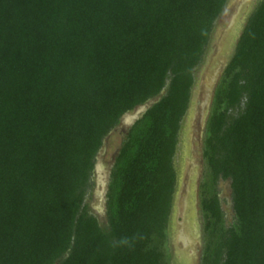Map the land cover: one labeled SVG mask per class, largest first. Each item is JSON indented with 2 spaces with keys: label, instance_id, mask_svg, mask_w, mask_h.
<instances>
[{
  "label": "trees",
  "instance_id": "trees-1",
  "mask_svg": "<svg viewBox=\"0 0 264 264\" xmlns=\"http://www.w3.org/2000/svg\"><path fill=\"white\" fill-rule=\"evenodd\" d=\"M227 2L0 0V264H168L181 125ZM157 97L119 149L102 226L86 204L97 157ZM213 104L201 264H264V0Z\"/></svg>",
  "mask_w": 264,
  "mask_h": 264
},
{
  "label": "rangeland",
  "instance_id": "rangeland-1",
  "mask_svg": "<svg viewBox=\"0 0 264 264\" xmlns=\"http://www.w3.org/2000/svg\"><path fill=\"white\" fill-rule=\"evenodd\" d=\"M262 0H228L221 16L216 21L203 60L195 69V82L190 103L179 134L178 151L175 158L177 187L171 213L168 242V264H201L204 251V220L201 212L203 184L207 168L204 147L207 126L213 110L216 88L226 65L231 61L244 28ZM157 97L153 100H158ZM137 110L120 119L119 129L109 139L108 151L103 161L111 165L121 148L128 131L136 119ZM97 162L92 184L86 199L89 212L102 226L107 225L104 206L107 202L109 172ZM228 181H219L217 188L225 212L227 224L233 221L231 189Z\"/></svg>",
  "mask_w": 264,
  "mask_h": 264
},
{
  "label": "water",
  "instance_id": "water-1",
  "mask_svg": "<svg viewBox=\"0 0 264 264\" xmlns=\"http://www.w3.org/2000/svg\"><path fill=\"white\" fill-rule=\"evenodd\" d=\"M160 100V98L158 99V100H151V101H149L148 103H146V104H144L143 106H139L136 110H137V114L138 113H141V116L144 114V113H146L152 106H154V104H156L158 101ZM140 118V117H139ZM138 118V119H139ZM138 119H136V120H138ZM136 122V121H135ZM117 131H119V129L118 128H115L114 130H113V132L112 133H110V135H108V137H106V139H105V141H104V144H103V147L101 148V151H100V153H99V155H98V157H97V162L101 165V167H103V168H105V169H107V171H108V169H110V168H113L114 166H115V164H116V157H117V155L116 156H114L113 157V159H112V162H111V165H109V164H107V163H105L104 161H103V159H104V157H106V154H107V151H108V144H109V139H110V137H111V135L112 134H114V133H116ZM110 177H111V173L109 172V181H110ZM107 193H108V190H109V183L107 184ZM104 214H105V216H106V211H107V209H106V206H104Z\"/></svg>",
  "mask_w": 264,
  "mask_h": 264
}]
</instances>
